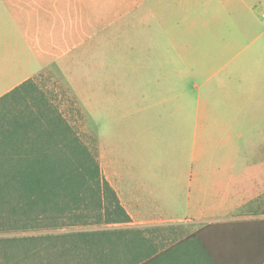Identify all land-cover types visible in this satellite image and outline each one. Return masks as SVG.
Masks as SVG:
<instances>
[{
    "label": "crops",
    "instance_id": "crops-1",
    "mask_svg": "<svg viewBox=\"0 0 264 264\" xmlns=\"http://www.w3.org/2000/svg\"><path fill=\"white\" fill-rule=\"evenodd\" d=\"M133 1L23 0L17 6L50 16L47 37L37 44L40 52L59 60L62 69L67 56L81 52L87 41L85 9L94 6V17L87 16L86 23L98 27L120 22L124 9H130ZM186 1L197 4L189 22L196 34L203 31L198 48L201 60H189L182 67L173 58L155 59L147 65L149 74H141L144 66L139 62L138 73L93 75L91 79L98 161L103 177L130 217L129 222L118 223L123 227L214 223L218 219L210 215L212 210L231 213L264 197L263 152H259L258 163L243 166L239 174L217 176L216 169L212 176L209 170L217 154L224 161H236L244 136L255 158V130H264V74L245 72L255 68V19L264 11V0ZM40 28L36 26L37 33ZM218 70L224 73L218 75ZM186 177V202L179 206L186 217L169 216L170 209L178 208L176 196L182 194ZM212 177L214 185L221 186L217 192L220 200L207 206L210 189L203 182H211ZM151 239L163 244L165 238ZM164 254L115 252L108 264H164L162 259L153 260ZM142 258L145 260L136 261Z\"/></svg>",
    "mask_w": 264,
    "mask_h": 264
},
{
    "label": "trees",
    "instance_id": "trees-1",
    "mask_svg": "<svg viewBox=\"0 0 264 264\" xmlns=\"http://www.w3.org/2000/svg\"><path fill=\"white\" fill-rule=\"evenodd\" d=\"M129 221L97 152L32 79L0 96V264H108L121 251H163L153 260L164 264H264V218L209 223L168 245L153 243L157 227L64 231Z\"/></svg>",
    "mask_w": 264,
    "mask_h": 264
},
{
    "label": "rangeland",
    "instance_id": "rangeland-1",
    "mask_svg": "<svg viewBox=\"0 0 264 264\" xmlns=\"http://www.w3.org/2000/svg\"><path fill=\"white\" fill-rule=\"evenodd\" d=\"M21 1L23 0H0V93H4L16 82L33 78L37 88L47 95L92 153L97 152L92 117L93 75L114 77L138 73L136 65L139 62L144 66L141 74H149L151 68L147 65L155 59L173 58L182 66L189 60L203 58V54H198V48L202 46L203 31L202 34H196L195 30L190 29L189 19L195 15L197 5L194 1L190 3L186 0H134L130 9H124L120 22L110 21L98 27L86 23L87 16L90 19H93L92 15L94 17V6L85 9L84 26L88 34L87 41L81 52L77 50L67 56L61 69L59 60L40 52V45L37 44L38 40L42 44L47 37L45 36L47 29L52 23L50 16L29 13L27 8L19 9L17 4ZM38 25L41 27L40 33L36 32ZM190 41H193L191 45ZM172 44L174 47H171ZM176 50H179V54ZM211 69L215 71L218 67ZM216 73L221 75L224 70H218ZM245 73L264 74V11L255 19V68H248ZM243 140V146L237 148L236 161L227 162L223 160L221 154L216 155L209 168L212 176H215L216 169L217 176H221V173L239 174L243 166L254 161L259 162V152L264 153V130H255V158L245 136ZM259 148L262 150L259 151ZM203 185L210 189L207 206H214L220 200L217 192L221 186L214 185V177L211 182L205 180ZM187 193L186 177L182 194L180 197L176 196L178 208L170 209L167 215L186 217L183 208L179 206L181 203L184 206ZM210 215L218 219L216 222L262 219L264 197L256 198L231 213L212 210ZM66 217V220H72L71 216ZM206 224L208 223L191 222L151 227H157L153 235L163 236L165 238L163 245H168ZM123 226V224L80 226L78 223L76 227H65L64 231Z\"/></svg>",
    "mask_w": 264,
    "mask_h": 264
}]
</instances>
